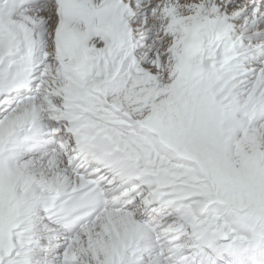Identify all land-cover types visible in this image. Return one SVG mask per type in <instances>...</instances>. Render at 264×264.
Wrapping results in <instances>:
<instances>
[{
  "label": "snow or ice",
  "instance_id": "6c2138e0",
  "mask_svg": "<svg viewBox=\"0 0 264 264\" xmlns=\"http://www.w3.org/2000/svg\"><path fill=\"white\" fill-rule=\"evenodd\" d=\"M0 264H264V0H0Z\"/></svg>",
  "mask_w": 264,
  "mask_h": 264
}]
</instances>
